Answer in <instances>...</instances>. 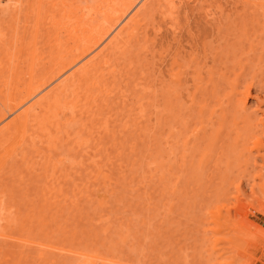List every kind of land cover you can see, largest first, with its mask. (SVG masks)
I'll list each match as a JSON object with an SVG mask.
<instances>
[{
  "label": "bare ground",
  "instance_id": "6f19581e",
  "mask_svg": "<svg viewBox=\"0 0 264 264\" xmlns=\"http://www.w3.org/2000/svg\"><path fill=\"white\" fill-rule=\"evenodd\" d=\"M262 7L264 0H0V13L22 20L34 34L23 88L20 74H2L0 64V221L15 223L9 215L19 214L9 205L13 194L6 180L23 168L55 175L53 151L64 135L66 142L80 137L83 118L96 119L98 101L116 95V56L135 43L145 48L150 63L149 180L165 182L176 204H183L182 214H190L200 264H255L256 251L264 247L262 218L254 214L264 216V46H251L241 59L231 48L219 49V36L245 26L237 20L249 8ZM38 36L43 53L36 50ZM17 67L12 69L18 72ZM250 98L255 101L247 105ZM138 108L145 110L141 103ZM57 250L77 264H131ZM171 258L141 264H175Z\"/></svg>",
  "mask_w": 264,
  "mask_h": 264
},
{
  "label": "rangeland",
  "instance_id": "374dc122",
  "mask_svg": "<svg viewBox=\"0 0 264 264\" xmlns=\"http://www.w3.org/2000/svg\"><path fill=\"white\" fill-rule=\"evenodd\" d=\"M13 21L0 13L1 71L2 74L8 71L13 77L14 73L20 74L18 76L22 78L19 81L26 83L28 69L33 63L30 51L34 47L32 45L31 50V46L28 47L33 44V29L22 20L19 23ZM237 21H243L245 26L223 31L219 36L222 38L219 49L227 48L228 51L231 48L230 51L236 56L245 59L251 46H264V7L259 10L249 8L244 19ZM38 38L36 50L41 48L37 51L43 53V39L41 36ZM25 40H30V43L26 45ZM41 53L38 57L43 56ZM38 57L34 58V65L39 69L36 73L43 70V63L39 64ZM8 58H11L10 61ZM115 63L116 95L110 102L98 101L94 108L99 115L96 119H92V116L83 118L86 128L80 137L72 136L66 142L67 137L63 136L61 144L52 154L58 166L55 175L50 177L51 172L45 174L41 170L23 168L6 180V189L13 194L9 205L19 214L9 215V219H17L15 223L6 219L0 221V232L6 235L0 236V264H77L73 256L57 250L62 247L100 254L114 260L121 258L131 264H141L158 257H172L170 261L174 260L175 264H184L186 258L192 261L190 264L201 263L197 250L199 238L193 233L188 220L190 214H182L184 206H180L183 204H176V200L167 192L165 182L149 180L147 150L151 135L147 123L150 111L148 113L146 105L150 83L148 53L144 47L132 43L123 54L116 56ZM15 66L18 72L14 71ZM36 67L33 69L37 70ZM22 83L19 82L20 88L25 86ZM254 101L250 98L247 105ZM138 103L145 107L143 113H139ZM166 128L168 125L160 136L164 132L166 135L163 137L167 139L169 128ZM165 138H162L164 141L161 139L162 144L166 142ZM85 140L87 142L83 144ZM64 159L67 161L61 164L59 161ZM245 190L250 199V189L246 187ZM248 199L244 198L246 203ZM39 212L42 216H38ZM254 214L262 218L260 224L264 227V216ZM249 219L256 221L255 217ZM262 255L264 247L259 246L256 258L260 259L255 264H264Z\"/></svg>",
  "mask_w": 264,
  "mask_h": 264
}]
</instances>
